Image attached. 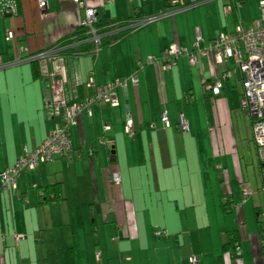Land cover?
Returning <instances> with one entry per match:
<instances>
[{"label": "crops", "instance_id": "1", "mask_svg": "<svg viewBox=\"0 0 264 264\" xmlns=\"http://www.w3.org/2000/svg\"><path fill=\"white\" fill-rule=\"evenodd\" d=\"M83 1L79 7L73 0H47L40 9L37 0H18L16 15L0 13V173L24 147H37L73 100L89 94L91 75L103 84L136 73L137 82L117 89L118 106L101 103L91 114L80 113L70 127L72 158L39 163L23 170L14 187H0V264H264L262 207H250L255 214L247 225L249 207H241L231 182L225 185L230 209L224 200L222 207H135L126 195L130 181L145 174L137 166L144 163L154 167L148 179L167 181V171L190 161L199 172L206 169L210 180L211 171L225 167L230 157L241 180L237 152L245 166L252 130L239 107L240 73L231 60L201 55L192 43L200 35L198 46L207 47L219 33L249 24V0ZM85 6L104 18L130 16L137 8L141 16L164 15L96 52L33 58L71 34ZM256 6L260 15L257 1ZM171 43L193 51L195 60L181 55L169 70L145 63ZM216 79L220 93L213 95L208 86ZM126 114L132 135L124 130ZM102 138L109 144H100ZM189 148L194 155L199 148L209 151L214 167L207 159L201 170L199 156L187 160ZM113 170L120 174L118 184L111 181ZM54 185L60 194L53 199L46 192ZM259 217L261 227L252 224Z\"/></svg>", "mask_w": 264, "mask_h": 264}, {"label": "built area", "instance_id": "2", "mask_svg": "<svg viewBox=\"0 0 264 264\" xmlns=\"http://www.w3.org/2000/svg\"><path fill=\"white\" fill-rule=\"evenodd\" d=\"M79 7L84 6L83 0H73ZM177 5L182 0H171ZM260 11V17L252 20L249 24H237L233 30L227 33L216 35L207 47H199L200 35L192 43L193 50L201 55L211 52L217 61L231 60L240 73L242 92L239 98V107L247 113L251 120L252 141L254 143L258 169L260 176V192L264 198V0H257ZM40 9L46 8L47 0H37ZM174 9V8H173ZM173 9L166 12H172ZM175 10V9H174ZM230 11L229 7L225 12ZM0 13L16 15L18 13V0H0ZM85 16L81 23L87 28L88 39L94 43L93 52L100 48L101 35L97 34L94 28V22L97 20V11L93 7L84 8ZM165 13V14H167ZM164 13L150 16H140L134 19L129 27L134 30L141 25L163 16ZM7 37L13 36L11 31L7 32ZM60 46H54L52 50H42L33 55L35 59H44L48 56H59ZM209 49L210 51H208ZM181 55L189 56V60H195V54L185 46L178 43H171L165 50L161 51L158 56H149L145 63H159L164 70L171 69ZM142 65V63H139ZM137 82L136 73L127 77L116 78L112 81L100 84L91 75L88 78L87 85L90 88L89 94L73 100L65 109L59 122L55 124L52 130L46 135L41 143L34 149L23 148L22 153L17 160L9 167H6L1 173L0 187L8 185L15 186L16 179L23 170H35L39 163H45L54 157H63L70 159L73 157L72 144L70 141V127L75 125L78 116L83 111L91 114L93 106L104 103L112 107L119 105L117 89L124 87L127 82ZM221 82L216 79L208 88L213 95L220 93ZM163 122L168 125L167 114H162ZM181 126L186 129L183 116L180 117ZM124 130L127 134H133V125L130 114H126L124 121ZM100 144L108 145L105 139H99ZM89 154H93L90 150ZM111 181L114 184L120 182V174L117 170L111 173ZM249 192H244L248 195ZM25 198V197H24ZM229 197L225 196L224 201ZM259 212L261 217L264 216V205ZM18 235L16 238L18 239Z\"/></svg>", "mask_w": 264, "mask_h": 264}, {"label": "rangeland", "instance_id": "3", "mask_svg": "<svg viewBox=\"0 0 264 264\" xmlns=\"http://www.w3.org/2000/svg\"><path fill=\"white\" fill-rule=\"evenodd\" d=\"M256 1L257 0H249L248 2L250 13L248 17L251 21L260 17L257 12L258 10H256ZM248 145V149L245 147V150L243 151L246 158L245 166L242 162L241 149L239 148V152H237L242 167V170L240 171L242 174L241 180L236 177L232 158L229 157L228 163L225 167L220 164V155L222 154L217 158L218 162H220L217 163V165H221L220 170H212L210 180H208L206 169L204 168L207 167V159L211 161V167H214L212 154L207 150L199 148L196 149L197 152L194 155L192 149L189 148L190 151L187 160H189V157L193 160H197L198 156L201 157V170L204 169V171L199 172L198 166L188 161L186 166H181L179 169L178 167H174L177 168L176 171L173 169L167 171L166 173L170 176V179L166 181L163 179H157V177L148 179V176L151 175L148 170L151 165L149 166L146 163L137 165L141 171H145V174L130 181L131 188L126 194L127 198L134 202L135 207H222V201L228 192L226 186L231 182L235 197L237 196L241 200L239 202L242 203L241 207H249V209H247L245 220L246 224L251 226L250 216L255 213H253V209L250 207H254L255 205L263 206L264 198L261 192L257 193L255 191L257 190V187L260 188L258 160L253 141L249 140ZM229 154L231 155L230 152ZM134 166L135 165L132 167ZM151 168L154 169V167ZM228 171L231 176L230 181L227 180ZM208 182H210V186L208 185ZM252 189H254L255 193L253 197H250L249 195ZM245 191L249 192L247 196L244 195ZM253 201L255 203H253ZM202 212L204 213V209ZM230 214L234 217L236 216L234 211ZM254 219L252 220L253 225L256 226L260 224L262 226L263 221H260V217L259 222H256Z\"/></svg>", "mask_w": 264, "mask_h": 264}, {"label": "trees", "instance_id": "4", "mask_svg": "<svg viewBox=\"0 0 264 264\" xmlns=\"http://www.w3.org/2000/svg\"><path fill=\"white\" fill-rule=\"evenodd\" d=\"M19 11V6H18ZM141 16V11L139 8L136 9L135 13L126 16V17H118V18H104L101 16H97V20L94 22V28L97 34L101 35V43L100 48L104 47L108 44L117 41L134 30L130 23ZM89 37L87 33V28L80 24L71 34H68L61 39H59L56 43V46L59 45L62 49L60 50V55H71L73 53H88L93 52L94 43L87 40ZM92 150V149H91ZM90 151V149H89ZM47 197L49 198H58L60 192L58 185H54L52 188L48 189L46 192ZM228 196V195H226ZM229 197V196H228ZM224 200V199H223ZM225 207L230 209L229 207L233 206L229 200L224 201ZM227 210V209H226ZM235 237H232L234 239ZM227 244L232 243L230 241L226 242ZM234 255L238 253V246L234 245Z\"/></svg>", "mask_w": 264, "mask_h": 264}, {"label": "water", "instance_id": "5", "mask_svg": "<svg viewBox=\"0 0 264 264\" xmlns=\"http://www.w3.org/2000/svg\"><path fill=\"white\" fill-rule=\"evenodd\" d=\"M6 15H10V14H6ZM112 152H113V151H112ZM112 152H111V153H112Z\"/></svg>", "mask_w": 264, "mask_h": 264}]
</instances>
